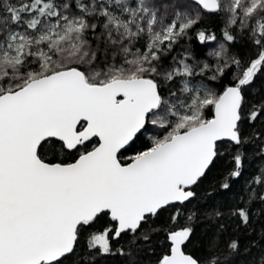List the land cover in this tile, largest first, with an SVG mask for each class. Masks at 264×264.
Instances as JSON below:
<instances>
[{"label":"snow or ice","instance_id":"snow-or-ice-1","mask_svg":"<svg viewBox=\"0 0 264 264\" xmlns=\"http://www.w3.org/2000/svg\"><path fill=\"white\" fill-rule=\"evenodd\" d=\"M0 264H264V0H0Z\"/></svg>","mask_w":264,"mask_h":264},{"label":"trees","instance_id":"trees-1","mask_svg":"<svg viewBox=\"0 0 264 264\" xmlns=\"http://www.w3.org/2000/svg\"><path fill=\"white\" fill-rule=\"evenodd\" d=\"M183 43L186 46H188L189 48H191L194 53L202 45V42H200L195 36H192L191 39H187L186 38L183 41ZM203 45H207L206 47L202 48L201 55H203V56H207V53H208L209 49L212 48V47H215V43L211 42V41H205V42H203ZM197 58L199 59L200 56L198 55ZM246 151L249 153L250 156H252L253 152L256 151L255 146L254 145H249L246 148ZM252 160H253V166L255 167V165L258 164L259 161L255 159V156H252ZM260 226H261L260 219L258 217L254 218V229H255V231L254 232H245V233H243V239H244L245 245L249 244L253 240H256L257 242L259 241V239H260ZM258 250H259L258 246L254 247L252 249L253 253L258 252Z\"/></svg>","mask_w":264,"mask_h":264}]
</instances>
